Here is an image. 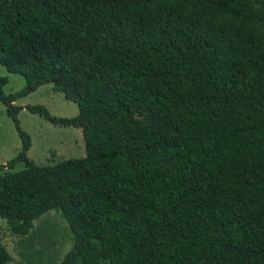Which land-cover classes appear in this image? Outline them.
I'll return each instance as SVG.
<instances>
[{
	"label": "trees",
	"instance_id": "16d2710c",
	"mask_svg": "<svg viewBox=\"0 0 264 264\" xmlns=\"http://www.w3.org/2000/svg\"><path fill=\"white\" fill-rule=\"evenodd\" d=\"M0 65L26 80L0 77L7 168L26 164L0 176L13 234L57 209L61 264H264V0H0ZM48 84L78 116L26 109L81 129L86 156L39 166L15 102Z\"/></svg>",
	"mask_w": 264,
	"mask_h": 264
},
{
	"label": "rangeland",
	"instance_id": "374dc122",
	"mask_svg": "<svg viewBox=\"0 0 264 264\" xmlns=\"http://www.w3.org/2000/svg\"><path fill=\"white\" fill-rule=\"evenodd\" d=\"M0 77L8 79L4 87L5 94L16 93L26 85L22 75L11 74L2 65ZM15 105L23 108L18 118L23 130L32 138V147L28 153L32 162L39 166H54L68 159L86 156L81 129L54 126L26 109L28 106L39 105L57 118L71 119L78 116L77 103L67 100L63 93L55 90L53 84L42 86L29 96L18 99ZM138 117L150 121L147 112H140ZM164 129L172 133L170 129ZM21 146L14 122L8 116L6 106L0 103V176L26 168L25 163H19L13 170L7 168V163L19 154ZM74 238L66 219L57 209L50 210L36 220L28 235L13 234L8 221L0 216V243L12 258L6 264H61L72 250ZM104 262L109 264L108 261ZM77 264L83 263L79 261Z\"/></svg>",
	"mask_w": 264,
	"mask_h": 264
}]
</instances>
